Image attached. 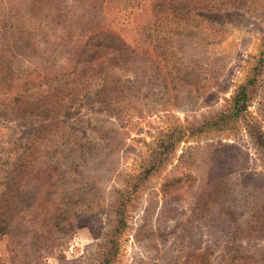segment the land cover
Listing matches in <instances>:
<instances>
[{
	"label": "rangeland",
	"instance_id": "rangeland-1",
	"mask_svg": "<svg viewBox=\"0 0 264 264\" xmlns=\"http://www.w3.org/2000/svg\"><path fill=\"white\" fill-rule=\"evenodd\" d=\"M15 1L0 0L3 59L19 45L11 26L16 25L17 16L9 6ZM17 1L23 12L29 14L25 10L31 4L22 6ZM52 1L60 7L64 5L66 13L81 2ZM233 5L241 6L199 13L201 20L219 27L221 33L208 45L213 30L202 26V36L178 46V55L171 59L178 60L176 69L181 70L178 78L173 77L172 82L169 79L166 86L162 80L171 68L163 69L161 79L148 72L141 84L135 83L136 66L126 75L117 71L130 79L132 104L127 119L116 116L92 95L80 102L82 107L61 114L71 139L94 145L97 151L86 162L75 160L77 175H62L61 170L67 171L74 160L67 162L54 157V153V158L36 159L39 168L30 175L26 168L19 169L18 175L23 156L29 154L28 147L53 138V117H16L14 108L0 100V195L7 189L18 188V195L22 196L19 204L67 205L70 200L63 198L64 189L75 183L97 213L94 218L74 221L71 226L62 225L63 231L49 245L52 248L39 257L24 247L25 241L20 253L12 256L10 238L1 232L0 264H264V156L247 129L242 127L237 135L195 136L170 148V153H164L160 147V141L177 132L176 128L223 109L255 61L264 37V0H237ZM101 9L106 16L101 21L103 28L118 30L116 13L120 8L106 1ZM150 18V11L134 14L129 33L137 36ZM37 23L38 19L33 18L31 25L38 26ZM5 26L8 30L2 35ZM52 35L47 29L43 37L50 40ZM130 41L132 47L136 46L134 40ZM17 59L6 70L15 76L16 86L0 91V99L27 83L22 89L33 101L40 89L33 82L36 65L30 56ZM4 66L0 61V68ZM42 73L48 81L60 72L52 68L50 72L43 69ZM187 74L192 78L186 82L182 78ZM260 101L261 97H257L248 102L247 110L253 114L250 120L259 116ZM27 106L37 109L36 104ZM260 124L264 130V120ZM141 171L148 174L147 178L127 203L128 221L116 237L110 233L115 226V209L124 201L122 193L133 188L131 182ZM49 192L50 198L46 197ZM88 220L91 225L98 221L103 229L92 233Z\"/></svg>",
	"mask_w": 264,
	"mask_h": 264
},
{
	"label": "trees",
	"instance_id": "trees-1",
	"mask_svg": "<svg viewBox=\"0 0 264 264\" xmlns=\"http://www.w3.org/2000/svg\"><path fill=\"white\" fill-rule=\"evenodd\" d=\"M16 1L9 6L17 16L16 25L11 26L16 36V43L19 42V45L14 51L9 50L5 59L0 57V61L5 65L0 68V91L15 88V76L9 75L6 70L11 69L10 66L17 58L28 59L29 56L36 65L33 82H36L40 89L37 92L38 96L30 101V95L22 89L27 83L22 88L20 84L18 91L3 95L0 100L10 109L14 108L12 112L16 117L27 119L33 114H37L38 117L44 115L53 117L50 125L54 128L51 140L38 141V144L32 143L28 147L29 154L26 152L23 156L18 166V175L21 174L19 170L21 168L28 169L27 174L30 175L31 171L34 172L39 168L35 164L36 159L47 160L53 156V153L54 157H60L67 162L74 160L67 171L61 170L62 175L68 172L77 175L78 164L75 160L86 162L97 151L94 150V145L89 146L71 139L61 122V114L82 107L80 102L92 95L116 116L127 119L132 104L130 79L119 75L118 70L126 75L136 66L138 71H136L135 83L141 84L148 72L150 76L155 73V77L161 79L163 69L171 68L168 76L162 80L166 86L169 79L172 82L173 77L178 78V72L181 70L176 69L178 60L171 59L178 55V46L193 41L199 34L202 36L204 33L202 26H206V29L211 27L213 30L208 45L212 44L217 39V34L221 33L219 27L209 24V21L201 20L199 13L241 6L233 5L237 4V0H101V2L81 0L78 6H73L74 9L67 10L66 13L64 5L63 7L55 5L52 0H18L17 2L20 1L22 6L31 4L25 10L30 13L25 14L24 9L18 6ZM106 1L120 8L116 13V20L120 24L118 30L112 27L103 28L101 24L106 16L103 15L104 10H100V7ZM144 11H150L152 18L148 19L145 27H141L137 36L130 34L128 26L134 14L141 15ZM33 18L38 19V26L31 25ZM47 29L53 33L50 40L43 37ZM7 30L5 26L2 35ZM130 40H134L136 46L132 47ZM259 46L260 50L255 61L248 68L244 82L227 99L225 107L204 116L201 120L188 123L187 126L178 127L177 132L166 135L160 141L164 153H170V148H175L182 141L195 136L223 133L237 135L243 127L247 129L255 147L264 156V130L260 124V120H264V37ZM180 49L182 50L183 47ZM168 58L171 61H168ZM52 68L60 73L59 75L51 73L53 77L47 81L42 70L48 69L50 72ZM175 69L176 73H174ZM189 74L182 79L189 81L192 78ZM42 83L44 88H41ZM187 84L188 87L192 86L190 83ZM46 89H49L48 95L44 93ZM257 97H261L262 103L258 108L260 117H253L250 120L249 117L253 114L247 110L248 102ZM30 104H36L37 109L29 108V110L27 105ZM39 138L40 136L37 140ZM49 163L48 161L45 165ZM147 175L141 171L131 182L133 188L126 194L122 193L121 198L124 201L115 209V226L110 231L116 237L122 234L128 221L127 203L132 200ZM19 191L18 188L7 189L0 195V233L3 232L10 238L12 256L20 253L25 241L24 247H28L36 253L35 256L39 257L52 248L49 245L54 242L56 235L63 231L62 225L71 226L74 221L94 218L97 214L83 199V189L75 183L64 189L63 198L66 201L70 200L67 205L41 207L34 202H31V205L19 204L22 199V196L18 195ZM31 193L35 196L34 190ZM46 197L50 198V192ZM87 223L90 224V230L94 234L97 230L103 229L96 220L92 225L89 220ZM26 233L30 234L27 236Z\"/></svg>",
	"mask_w": 264,
	"mask_h": 264
}]
</instances>
